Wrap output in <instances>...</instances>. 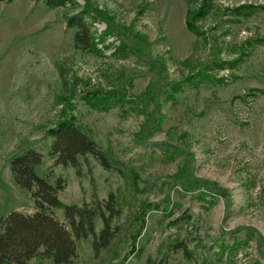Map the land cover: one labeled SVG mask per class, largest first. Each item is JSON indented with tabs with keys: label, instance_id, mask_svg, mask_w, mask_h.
<instances>
[{
	"label": "rangeland",
	"instance_id": "1",
	"mask_svg": "<svg viewBox=\"0 0 264 264\" xmlns=\"http://www.w3.org/2000/svg\"><path fill=\"white\" fill-rule=\"evenodd\" d=\"M76 1L0 0V217L35 211L10 169L33 148L38 173L65 185L63 203L113 200L118 210L109 245L96 254L92 237L77 240L75 264H264V0H212L193 18L201 0H93L116 32L102 54L74 46L68 18L85 5ZM243 4L258 9L235 15ZM106 28L94 22L97 38ZM201 70L210 77L183 80ZM125 85L132 101L108 112L83 100V89ZM64 110L109 168L92 155L79 169L55 165L47 131Z\"/></svg>",
	"mask_w": 264,
	"mask_h": 264
},
{
	"label": "trees",
	"instance_id": "2",
	"mask_svg": "<svg viewBox=\"0 0 264 264\" xmlns=\"http://www.w3.org/2000/svg\"><path fill=\"white\" fill-rule=\"evenodd\" d=\"M43 1L50 7L65 6L68 2L79 4L76 0ZM212 6V0H201L200 7L191 9L190 14L192 18L203 16ZM257 9L256 5L243 4L235 7L232 12L235 15L249 16ZM190 19L188 27L199 34L201 31ZM94 22L107 23V28L102 35L104 38H97L93 29ZM112 23L113 19L106 10L96 6L93 0H85L82 9L68 18L69 26L75 27L74 46L83 51L102 54L104 49L109 47L105 44L106 38L116 33ZM100 43L103 49L99 47ZM198 76H201L200 79L210 77L207 71L201 70L183 80L192 82ZM128 83L132 87V81ZM169 85L172 92H169L168 96L172 97L175 91L182 89L183 81L172 82ZM128 89L126 85L114 89H103L102 87L92 90L83 89V100L94 109L108 112L116 106L132 101L133 96ZM67 106L74 107L71 100H68ZM64 112V117L58 121L56 126L47 131V135L53 138L49 153L55 159V165L72 166L79 169L81 158L92 155L104 167L109 168V158L92 133L78 124L75 115L67 114L65 110ZM42 163L43 154L33 148L15 155L10 161L12 177L16 185L31 193L35 211L24 213L12 210L0 217V264H29L33 258L37 257L51 259L53 264H75L77 240L92 237L93 249L98 254L101 249L109 245L115 236L112 221L118 210L114 207V201L101 202L96 199L92 202H85L83 205L63 203L59 192L65 188V185L60 181L53 184L47 177L41 176L37 169ZM197 182L207 187L203 181ZM54 208L64 210L67 223L57 217ZM99 218L102 220L103 227L100 232H97L96 225ZM260 255L264 259V249L260 250ZM150 264L157 263L153 261ZM254 264L261 263L256 261Z\"/></svg>",
	"mask_w": 264,
	"mask_h": 264
}]
</instances>
